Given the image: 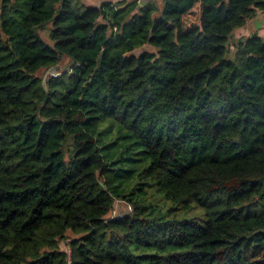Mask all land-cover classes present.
<instances>
[{"label":"trees","instance_id":"1","mask_svg":"<svg viewBox=\"0 0 264 264\" xmlns=\"http://www.w3.org/2000/svg\"><path fill=\"white\" fill-rule=\"evenodd\" d=\"M262 17L264 0H0V264H264V34L230 41ZM191 202L204 223L173 214Z\"/></svg>","mask_w":264,"mask_h":264},{"label":"rangeland","instance_id":"2","mask_svg":"<svg viewBox=\"0 0 264 264\" xmlns=\"http://www.w3.org/2000/svg\"><path fill=\"white\" fill-rule=\"evenodd\" d=\"M198 15H199V6L196 3L194 5V7L184 15V17H183L184 26L186 28L194 26L198 20ZM255 21H256L255 23L249 22L244 27L236 29L234 31L233 35L230 37V41H235L239 37H246L254 31L259 33L260 35H263L264 34V21L261 22L260 18H257ZM47 30H48V26L40 31V35L46 41H48ZM50 70L51 69L41 70L38 72V75H40L41 77H46V75L49 74ZM52 71L56 72V70H54V69ZM106 125H108V122L105 123L104 126H106ZM124 133H125V130H121L118 127V125L115 124V125H113L111 131L107 134V136H112V137L116 136L117 137L118 135H120L119 144L122 145V144H125L126 142H128V140H129L128 138L122 137V135ZM150 194H153V193L150 191ZM154 195L155 196L153 198V201L157 204L159 212H165L171 207V205H172L171 201L165 200L161 196H158L157 194H154ZM190 205H191V207L189 210L177 209L173 212V214L178 219L186 218V219L196 220V221H199L201 223H204V221L206 219V215L204 214L203 209L198 207L197 205H195V203H193V202H191ZM129 210H130V207L125 202L116 200L114 202V207L108 216H110V217L121 216ZM60 246L65 251L69 250V248L66 244V241L61 242Z\"/></svg>","mask_w":264,"mask_h":264},{"label":"crops","instance_id":"3","mask_svg":"<svg viewBox=\"0 0 264 264\" xmlns=\"http://www.w3.org/2000/svg\"><path fill=\"white\" fill-rule=\"evenodd\" d=\"M105 0H84L85 3L90 4V5H99L101 2H103ZM154 2H156L159 6H161V0H153ZM141 2V0H140ZM141 4V3H140ZM143 4V1H142ZM199 6V3H197ZM263 21H264V17H262ZM261 19V21H262Z\"/></svg>","mask_w":264,"mask_h":264},{"label":"built area","instance_id":"4","mask_svg":"<svg viewBox=\"0 0 264 264\" xmlns=\"http://www.w3.org/2000/svg\"><path fill=\"white\" fill-rule=\"evenodd\" d=\"M53 69L50 70L48 75H56L57 72L52 71ZM55 70V69H54Z\"/></svg>","mask_w":264,"mask_h":264}]
</instances>
